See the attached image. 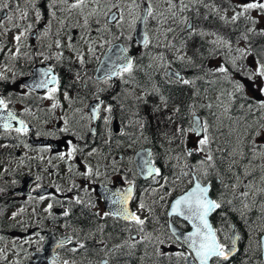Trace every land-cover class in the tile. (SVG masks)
<instances>
[{"label":"flooded vegetation","instance_id":"af4514ba","mask_svg":"<svg viewBox=\"0 0 264 264\" xmlns=\"http://www.w3.org/2000/svg\"><path fill=\"white\" fill-rule=\"evenodd\" d=\"M5 1L0 0V9L5 8L0 10V99L7 104L6 110L0 108V127L4 128L0 129V264H184L175 255L183 248L173 238L167 241L172 256H156L157 250H167L162 226L173 222L182 231L190 228L167 213L171 199L183 192L176 176L166 183L156 159L160 176L146 179L138 171L135 155L146 148L140 124L145 115L136 108L140 97L128 101L131 86L126 73L113 78L117 83L110 77L98 80L94 51L84 53L83 63L77 59L86 45L79 43L76 27H71L75 35L66 29L67 0H10L4 7ZM112 1L86 5L104 12L112 8ZM37 10L42 24H33ZM5 29H9L8 36ZM91 33L88 39L96 38ZM52 76L55 82L36 86ZM50 88L55 91L50 93ZM119 93L126 96L125 101ZM5 111L14 113L16 119L5 120ZM260 118L264 120L255 109L253 128L245 140L238 142V135L226 138L219 133L220 143L209 140L203 151V161L213 151L220 171V177L211 180L210 166L205 167L207 177L200 180L210 185L213 199L222 201V207L211 213V225L222 230L218 231L222 241L232 230L239 235L234 256L219 264H264L260 243L264 235V200L260 199L264 196L251 189L264 176ZM19 121L24 122L26 132L15 131ZM228 164L241 167L227 177ZM187 182L182 184L188 186ZM129 188L126 204L113 203ZM245 192L247 196L242 195ZM122 207L145 221L142 232L141 226L113 215ZM52 234L66 239L56 245L58 259L43 253L50 248Z\"/></svg>","mask_w":264,"mask_h":264},{"label":"rangeland","instance_id":"374dc122","mask_svg":"<svg viewBox=\"0 0 264 264\" xmlns=\"http://www.w3.org/2000/svg\"><path fill=\"white\" fill-rule=\"evenodd\" d=\"M9 1L10 0H6L5 4H8ZM95 1L96 0H85V5L81 8H71L70 5L73 2L67 0V6L64 8L66 11L64 14V21L67 24L66 29L68 30L69 34L75 35L72 33L71 27H76L79 32V43L82 46L86 45L84 51L77 55V59H80L81 57L83 58L84 53L90 48L97 50L98 45L103 44V41H108L105 39L103 40L99 36L91 33V30L93 29L92 27H102V18L105 15V12L106 14L109 12L104 11L102 13L101 11L91 8V6L87 7L86 3H93ZM252 2L253 0H218V3L215 4V2L212 0H148V4L151 6L152 10L151 23L153 22L155 25V27L149 26L152 39L149 52L151 51L154 54V58L158 57V59L163 60L168 66L171 64V62L185 59L182 44L179 42L175 44L173 41H171V38L177 33V31L180 32L182 28L187 25L188 16L185 13L191 12L192 20L194 17H196L201 21L203 19L201 16L211 13L214 17H217L221 23L220 27H222L228 23L233 24L235 21L232 20V17L242 11L240 6ZM260 2H264V0H260ZM172 5H175V7L173 8ZM109 6L107 8H109ZM117 10L120 12V17L122 16L123 19L119 18V23L117 25L118 27H116L115 30L119 34H123V39L127 42L131 37V27L132 23L135 22L134 18L137 13V6L135 2L133 3V0H130L118 4ZM170 15L174 18L178 17V20H182V28L180 30H178V27L177 29H174V21L168 19ZM90 16H92V18H90ZM41 18L42 17L39 10L33 12V24H42ZM239 18L244 19L245 25L243 29L235 31L231 38L228 35L230 39L226 35V33L228 34V28L225 29V33L221 32L220 27L218 29L210 27L208 29L206 28L204 31L200 30L202 33V39L207 43L209 51V54L207 51L205 53H199L207 59L204 69L207 71V74L204 73V76L201 78L203 81V89L198 92L202 93V95L196 97L192 103V106L194 107L192 115H198L196 114V111L203 109L202 122H206L207 134L210 135V137L216 136L217 132L221 131L219 127L213 128L211 123H215L217 125V123L220 124L225 122L229 118V120L226 122L231 126V129L226 127L225 131L227 133H225L227 138L238 135V142L240 141L239 138L245 140L246 136L249 137V134L246 132L250 130V126L238 123L237 119H234L233 121L231 116L226 114L229 113L231 109L233 111L234 94L239 93L243 97L248 99L251 98L257 103V105H259V109L261 108L260 105L264 104V92L261 91V89H264V77L254 75L258 64L253 57V53H259L260 55L257 57V59L261 63H264V49L261 46L256 47L255 43L257 42L258 37L264 33V15L260 13V10H256L254 8L251 11L242 14ZM239 18L237 20H239ZM70 20L73 22L72 25L68 24ZM192 20L191 24L189 25L191 30L189 28L187 31V37L189 33L192 35L195 32ZM58 21L60 20L58 19ZM127 28H130V33L125 32V29ZM121 29H124L122 33H120ZM169 30L171 33H173L172 37L168 36L170 32ZM89 33L94 35L96 38L88 39ZM106 33L112 34L113 31L110 30ZM6 35H9V29L6 30ZM245 36H250L249 44L245 43ZM10 41L12 42V40ZM239 50L244 51L242 53ZM12 51L13 47L11 46L10 52ZM220 66L226 67L228 69V73H220L216 71V69H218ZM121 77L119 78V83H123ZM191 81L189 80L190 84L195 82L194 79H191ZM237 83L242 85V90H237ZM197 87L198 85L196 83V88ZM119 97L122 101L126 100V96L123 93H119ZM236 109H238V111L242 110L241 113L246 111L244 108ZM215 113L216 116H212ZM219 115L225 116V120H222ZM260 117L264 118V113L260 114ZM231 122H233L234 125L231 124ZM176 133H179V135L181 134V132L176 131L174 134L175 136ZM202 135L197 137L192 131L189 130H186L184 133L183 147L186 151V160L189 162L187 168L189 171L199 168V172L202 173L201 168L209 167L207 164L200 163L203 161V151H197L199 147L197 141L202 138ZM231 141L234 143V140L231 139ZM190 151L191 155H189ZM190 157H192L193 162H191ZM175 167L180 168L177 165ZM253 186H259L263 188L262 185L256 183ZM251 189L254 193L253 187Z\"/></svg>","mask_w":264,"mask_h":264},{"label":"snow or ice","instance_id":"6c2138e0","mask_svg":"<svg viewBox=\"0 0 264 264\" xmlns=\"http://www.w3.org/2000/svg\"><path fill=\"white\" fill-rule=\"evenodd\" d=\"M97 4H99V0H96ZM135 0H133V3ZM85 5V0H74V2L70 5L71 8H81ZM4 7H8L7 4ZM111 7H118L117 3H112ZM174 8L175 5H172ZM242 11L237 13L232 17L233 21H236L242 14L251 11L252 9H261L264 10V2H260V0H253L252 3H248L246 5L240 6ZM151 7L148 8V14L151 15ZM123 19V17H120ZM113 20L116 19V16L113 15ZM190 28V26H189ZM191 30V28H190ZM16 40H20V36L16 37ZM145 43H147V38H145ZM59 42L57 41V47H59ZM92 51V49H89ZM243 53L244 50H239ZM83 58L81 57V63H83ZM258 67L255 69L254 75L264 77V63L257 61ZM132 64L130 61H125L122 66L120 67L119 71L115 74L119 75L120 72H131ZM216 71L220 73H228V69L224 66H220ZM45 76H48L49 73H45ZM177 78H179L178 73H174ZM251 78V77H250ZM56 77L52 76L51 79H42L36 85L37 87H47L49 83L55 82ZM183 83L187 84L189 81L184 80ZM237 90H242V85L239 83L236 84ZM55 88H50L49 92H54ZM264 92V89H261ZM163 99V98H162ZM56 105L54 104L53 107ZM260 107L264 108V104H261ZM0 108L7 109V104L3 99H0ZM111 111V109H109ZM178 111V109H177ZM5 120H14L16 119L15 114L9 112L7 117H4ZM21 124L20 128L15 129L17 132L27 131V127L24 125L23 121H19ZM5 127H9L8 123H5ZM178 132L183 133L184 129H177ZM190 131L196 133L197 136H201L202 138L197 141L199 147L197 151H205L207 145L209 144V136L207 135V124L206 122H202L199 118H196L193 114V121H192V128ZM74 151V150H73ZM71 155V153H70ZM191 155V151L189 152ZM213 160V156L211 152H207L206 160L201 161V164H207L211 166V162ZM147 167L148 175L152 176L153 179L161 175L160 169L155 168L152 166L151 162H145ZM90 171V170H89ZM188 175V173H184ZM207 176V172L203 173ZM165 182L167 183V178H165ZM190 182L193 186L186 191L183 195L178 197L170 206V211L168 212L169 216H177L182 218L188 224L191 225V231L187 232V234L180 233L178 234L175 229L172 231V236L175 237V240L180 243V246H186V251L177 252L176 258L177 260H183L184 264H219L222 260H227L229 256L235 253L236 249V242L239 240V235L234 231H230L224 237L222 241L220 236H218V231L214 229L211 223L209 222V216L215 210L220 209L222 207V201L213 199L210 196V185L202 184L199 178L195 175L191 177ZM163 187V186H162ZM131 189L127 190V193L121 194L119 200H114L113 203H121L122 205L126 204L128 199L130 198ZM242 195L247 196L248 193H242ZM79 202V201H78ZM227 203H231V201H227ZM51 207V205L49 206ZM145 205L143 202L140 204V208L143 209ZM247 207V205H245ZM105 215H108L106 213ZM113 215L121 216L123 219L133 222L136 225L141 226L140 231H143V224L145 223L144 220H141L139 216L135 213H131L127 210L126 207H122L118 212L113 213ZM135 239V238H133ZM163 242V241H161ZM83 247V245H81ZM75 249H73L74 251ZM66 264V262H65Z\"/></svg>","mask_w":264,"mask_h":264},{"label":"trees","instance_id":"16d2710c","mask_svg":"<svg viewBox=\"0 0 264 264\" xmlns=\"http://www.w3.org/2000/svg\"><path fill=\"white\" fill-rule=\"evenodd\" d=\"M202 24L205 28L213 27L218 29L221 25L219 20L213 17L212 14H208L204 17ZM245 23L244 20H240L237 23H233L231 25H223L221 28V32L225 33V29L228 28L227 37H232V34L240 29H243ZM228 37V38H229ZM244 40L246 44H249V37L245 36ZM229 38V39H230ZM264 33L258 37L256 43V47H262L264 49ZM185 52H187L188 57L185 61H180L179 63H172L173 68L180 74L183 75V79L181 81L174 80L172 78L165 77L163 73V65H157V69L154 70L152 67L151 60L152 58L148 57H140L135 55L132 50H130L131 54L135 55V65L133 73H131V80L138 85L147 88V90L152 91L154 89H158V94L161 97H165L167 99H173L176 101L178 106V111L175 115V119L180 126H185L189 128V112L191 109V101L194 97L199 96V92L201 91L203 86L201 82L202 71L199 69L204 67L205 57L199 55V53H205L208 50V45L203 39L196 35L191 38H185L183 41ZM209 52V51H208ZM142 72L146 75L142 78ZM151 77V79H150ZM194 79L195 82L183 83L184 80L191 81ZM196 83L198 87L196 88ZM196 88V91H195ZM240 99V97H237ZM237 103V102H236ZM167 106L170 107V102L167 103ZM244 105H241L243 107ZM247 106V105H245ZM150 108V107H149ZM249 108V106H247ZM241 109V108H240ZM151 116L155 117L151 121L145 123L144 134L146 145L150 146L154 152L156 149H160L159 145L163 143L164 140L169 138L170 133L172 132V125L168 122H163L162 115L155 112L156 109L151 108ZM202 114V112H199ZM234 114L235 111H234ZM239 114L237 118L241 117V120L246 122L249 121V112L246 110L241 113V110L238 111ZM236 114V115H237ZM163 133V134H162ZM154 143L156 145H154ZM159 144V145H158ZM178 185L181 190H184L186 185L182 184L183 176L178 174Z\"/></svg>","mask_w":264,"mask_h":264},{"label":"water","instance_id":"95a60500","mask_svg":"<svg viewBox=\"0 0 264 264\" xmlns=\"http://www.w3.org/2000/svg\"><path fill=\"white\" fill-rule=\"evenodd\" d=\"M145 14H146V9L144 8L143 12L141 13V15L138 19V22H137L136 28H135V39L139 44H143L145 42V38H146L145 32H144V27H143ZM113 15L111 16V19H112ZM126 60L131 62V59L126 56L122 47L120 45H114L110 49V51L102 59L100 67H99V72H112V74H115L116 68L121 67L122 64ZM169 74L173 75L171 72H169ZM146 161H149L148 157H146L145 161L141 162V166H140V172L141 173L142 172L147 173L148 165L145 163ZM261 241H262L263 258H264V236L262 237Z\"/></svg>","mask_w":264,"mask_h":264},{"label":"bare ground","instance_id":"6f19581e","mask_svg":"<svg viewBox=\"0 0 264 264\" xmlns=\"http://www.w3.org/2000/svg\"><path fill=\"white\" fill-rule=\"evenodd\" d=\"M80 49V48H79ZM157 69V67H154V70H156ZM144 75H146V74H144L143 72H142V78H144L145 76ZM150 79H151V77H150ZM129 85H132L131 83L129 84ZM154 145H156L155 143H154ZM156 151V153L157 154H161V149H156L155 150ZM241 167V165H238V164H228L227 165V167L225 168V174H226V176L228 177L229 175L230 176H233L234 174H235V171L238 169V168H240ZM217 192H219V191H217ZM113 233V232H112Z\"/></svg>","mask_w":264,"mask_h":264}]
</instances>
